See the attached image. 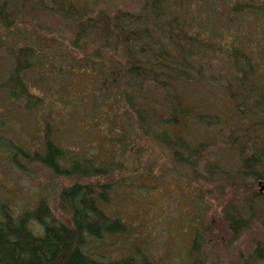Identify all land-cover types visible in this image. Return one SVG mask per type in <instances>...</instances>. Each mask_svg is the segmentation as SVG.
<instances>
[{
    "label": "rangeland",
    "instance_id": "1",
    "mask_svg": "<svg viewBox=\"0 0 264 264\" xmlns=\"http://www.w3.org/2000/svg\"><path fill=\"white\" fill-rule=\"evenodd\" d=\"M150 1L34 0L49 10L65 4L79 16L92 19L119 9L145 14L152 21L156 53L163 51L174 61L163 63L171 68L165 74L173 78L170 84L181 100L180 107L152 84L129 89L122 47L105 44L90 33L76 50L77 15L67 14L68 9L63 17L26 9L10 32L0 29V131L16 145L27 147L34 139L44 138L41 130L48 124L56 144L77 156L103 161L116 160L110 155L115 151L114 141L123 136L135 139L134 149L146 165L139 173L118 174L115 181H130L111 190L108 204L102 207L109 216L120 217L129 234L92 245L96 252L113 255L111 251H118L120 259L135 244L154 264H191L190 248L198 233L206 242L205 264H242L252 257L257 242L264 241V214L232 242L223 213L234 207V212L249 217L247 198L257 189L264 195V183L257 188L250 182L209 184L203 176L207 163L235 173L241 161L224 143L225 136L264 121V110L252 104L238 107L236 95L243 90L237 87V74L229 62L234 47L251 57L255 74L247 86L260 89L264 96V16L257 10L235 12L234 5L243 0H167L162 17L154 20L146 6ZM262 1L248 0L256 7H263ZM172 32L188 35L195 45L179 53L169 40ZM22 46L35 52L30 59L33 71L24 77L32 98L21 95L22 99L11 100L10 90L15 89L3 85L14 65V53ZM175 70L186 77L174 74ZM124 91L149 118L151 136L163 133L183 161H191L186 147L212 145L203 162L194 159L196 171L179 164L164 145L136 130L134 111L125 102ZM199 116L216 117L219 123L203 124ZM257 134L264 139V130L258 129ZM7 144H0V211L9 206L12 213H22L40 199H48L56 214L58 196L49 183L61 181H52L37 169L21 172L11 162ZM71 183L65 180L62 186Z\"/></svg>",
    "mask_w": 264,
    "mask_h": 264
},
{
    "label": "trees",
    "instance_id": "2",
    "mask_svg": "<svg viewBox=\"0 0 264 264\" xmlns=\"http://www.w3.org/2000/svg\"><path fill=\"white\" fill-rule=\"evenodd\" d=\"M166 1L151 0L146 4L154 20L162 17ZM262 6L256 7L248 0H243L234 5V11L243 13L245 10H257L264 16V0ZM26 9L32 12L39 10L45 14L53 13L62 17L68 9L67 14L77 15L75 17L77 35L74 43L76 50L90 33H95L105 44L122 47L127 58L124 78L128 79L126 83L129 89L136 90L145 84H152L161 88L171 100H175L178 103L176 108L181 106V100L170 84L173 78L165 74V69L169 67L163 63L164 60L170 63L174 61L163 51L156 53L152 21L145 14L119 9L112 15L101 14L97 19H92L79 16L72 11L71 6L65 4L49 10L44 8L42 3L35 4L34 0H0V29L10 32L15 27L20 12ZM169 40L182 54L186 53L188 45H195L194 40L184 33L172 32L169 34ZM34 55V49L29 46L19 47L15 51L14 65L3 85L15 89L10 90L11 100L22 99L23 95L28 100L32 98L27 91L24 77L25 74L33 71L30 59ZM229 62L237 74V87L243 90V94L236 95L238 107L248 108L247 105L252 104L254 108L264 110L262 91L247 86L250 85L251 78L255 74L251 57L234 47ZM174 74L186 77L185 73L178 70H175ZM127 92L124 91L127 95L125 102L134 111L133 120L136 130L144 133L148 138H153L147 128L149 118L135 107V102L128 97ZM182 113L187 117L188 113H185V110ZM197 120L209 126L219 123L218 118L209 116H199ZM258 129L264 130V121L254 127L230 131L225 136L224 143L239 157L241 166L235 173H231L207 163L204 165L206 166L204 181L209 184L231 182L235 186L250 182L255 188L264 183V139L257 134ZM41 133L43 139H34L32 144L21 147L0 131V144L8 141L5 145L6 152L9 153L11 162L21 172L31 173L34 172L33 169H37L51 177L50 180L61 181L59 184L49 183L51 187L54 186L58 196L56 214L48 199H40L33 209H27L22 213H12L9 206L0 211V264H154L149 255L135 244L129 249L128 254L120 259L116 254L118 251H111L115 255H107L96 252L92 246L101 242L107 243L110 239L124 238L129 234L128 226L124 221L118 216H109L102 207L108 204L111 190L130 181V178L115 181L114 178L118 174L139 173L143 170L142 165H146L144 157L134 149L135 139L128 140L123 136L114 141L115 151L110 155L112 159H116L115 162L71 153L51 139L48 124L42 128ZM153 134V139L169 149L176 161L178 159L179 164H184L193 171H196L197 165L194 159L203 162L205 153L212 146L209 143H201L194 149L186 147L184 150L191 153V161H183L168 137L163 133ZM120 146H122L121 150L118 151ZM65 180L72 183L62 186ZM257 190L247 198L249 217H245L241 211L234 212L232 209L234 207L225 209L223 213L232 231V242L238 241L248 232L254 221H261L264 214V195ZM205 246L203 236L196 233L190 248L191 264L206 263L203 251ZM241 263L264 264V241L257 242L252 257Z\"/></svg>",
    "mask_w": 264,
    "mask_h": 264
}]
</instances>
